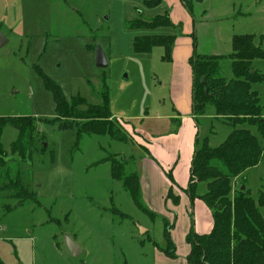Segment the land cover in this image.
<instances>
[{
  "label": "rangeland",
  "instance_id": "rangeland-1",
  "mask_svg": "<svg viewBox=\"0 0 264 264\" xmlns=\"http://www.w3.org/2000/svg\"><path fill=\"white\" fill-rule=\"evenodd\" d=\"M177 1L195 15V34L199 28V48L205 55H231V34L254 37L264 51V0H188L187 5ZM222 7L223 18L217 13ZM165 10L164 4L147 8L142 0H0V31L9 41L0 49V117L35 120L33 158L28 153L24 160L19 155L8 158L10 165L33 173L28 182L35 197L21 206L16 200L0 199V264H160L167 248L165 220L147 215L135 204L123 182L114 178L112 160L128 173L141 172L143 162L138 158L145 151L135 150L131 134L136 132L128 129L131 134H126L124 126L133 129L148 115L155 120L173 114L170 99L180 90L173 64L163 59L162 47L136 54L135 41L145 36L182 35V28L129 27L133 21H147ZM240 10L244 14L237 16ZM98 49L106 55V68L96 66ZM250 68L261 78L251 87L259 95L264 116V60H254ZM176 69L182 78L183 67ZM218 76L233 79L230 58L220 61ZM44 78L61 88L67 102L78 97L72 103L80 105L76 113L66 112L62 121L57 120L54 95ZM106 91L115 127L123 134L126 130L128 143L82 129L88 106H101ZM215 114L209 106L198 119L199 147L209 139V147L216 148L233 131L217 121ZM150 123L156 121L145 120L146 125ZM251 130L264 150V139L255 128ZM1 136L10 153L20 133L5 127ZM241 187L248 188L254 199L264 191V156L258 168L233 184L231 199ZM206 190L202 183L196 193ZM261 212L264 216V208ZM195 222L197 214L190 213L177 226L170 225L176 258L169 259H177L184 245L189 248L186 238ZM184 225L190 229L182 241ZM68 240L77 245L80 256H73Z\"/></svg>",
  "mask_w": 264,
  "mask_h": 264
},
{
  "label": "trees",
  "instance_id": "trees-1",
  "mask_svg": "<svg viewBox=\"0 0 264 264\" xmlns=\"http://www.w3.org/2000/svg\"><path fill=\"white\" fill-rule=\"evenodd\" d=\"M147 8L160 7L164 0H142ZM187 5L188 0H181ZM129 27L134 30H157L173 28L168 13L159 15L147 22L141 19L133 21ZM176 36H145L135 41V52L138 55L150 54L153 49L162 47L165 50L163 59L172 61V50ZM193 53L189 59L192 70V112L198 127V119L212 106L216 112L217 121L227 123L232 127V133L218 147H209V139H205L202 147H197L191 163V181L185 193L193 205L196 199H201L212 210L214 226L206 235H198L193 228L189 231L186 241L190 246L187 256L188 264H264V191L254 199L248 188L242 187L235 192L233 199V184L250 169L261 165L264 150L258 138L252 133L255 128L264 139V116L259 95L252 90V83H260L261 78L252 71L250 65L254 60H264V51L249 35L234 36L232 40L233 53L229 56H206L198 53L197 39L192 33ZM223 58L232 60L233 79L226 80L218 76L219 63ZM37 71L40 72L38 69ZM41 73V72H40ZM45 83L54 95L57 120L66 112L76 113L80 105L67 102L61 88L47 78ZM80 98V97H79ZM101 106H88L85 113L87 121L84 132L88 134L109 135L114 141L128 143L124 134L117 130L115 121L109 109V91L104 92ZM97 111L98 115L92 112ZM34 121V122H33ZM24 123V124H23ZM32 123V124H31ZM35 120L32 117H0V199L16 200L19 206L35 197L30 187L29 178L33 173L28 169H20L8 163V158L19 155L22 160L28 153L33 158ZM5 127L16 129L20 133L18 141L11 145V151L6 152L1 143V134ZM200 133L197 136L199 146ZM22 167V165H19ZM15 168H18L15 170ZM112 174L115 179L123 182L135 204L147 215H155L148 211L142 203L139 178L135 173H128L124 167L112 160ZM206 184V193L199 196L197 187ZM168 199L174 204L179 198L169 192ZM12 211L10 206H5ZM164 237L167 248L164 253L169 258H176V247L171 239L170 224L164 222Z\"/></svg>",
  "mask_w": 264,
  "mask_h": 264
},
{
  "label": "crops",
  "instance_id": "crops-1",
  "mask_svg": "<svg viewBox=\"0 0 264 264\" xmlns=\"http://www.w3.org/2000/svg\"><path fill=\"white\" fill-rule=\"evenodd\" d=\"M197 1L202 2L203 0ZM163 4L166 7L164 13L169 14L173 28L161 29H170L171 31L172 29L182 28V35L175 33L164 34V36L172 35L177 37L172 50L171 63L176 71L175 77L178 78L177 85L180 90L175 95H172L170 99L174 105L172 108L173 114L157 116L155 120H151L150 115H148L140 121L139 126L135 125L137 127L134 126L135 128L133 129L130 125L123 126L127 130L126 134H131L128 129L136 132V135L131 134L136 143L135 150L137 147H140L145 151V155L138 158L139 161L141 160L143 162V166L140 167L142 171L137 173V175L140 183L142 203L144 202L143 205H145L146 209L155 215L154 218H163L170 225L174 223L175 226L181 220L183 222L185 217L188 218L190 213L193 216L196 213L197 223L195 222L194 224V231L198 235H206L212 231L214 226L213 212L201 199H196L192 205L190 198L185 193L191 181L190 168L195 150L199 147L197 146V136L200 133L194 115L192 114V105L189 106V95L190 93L192 95V81L190 68L187 63L194 50L192 33H195V15L189 12L187 13L177 0H165ZM224 8L218 9L217 12L221 18L226 16L223 10ZM236 14L239 16L244 13L240 10ZM154 18H150L147 21H151ZM196 34L197 50L200 54L205 55V53L200 52L199 48L201 43L199 28ZM234 36L236 35L231 34V39L229 38L231 43ZM177 67H183L184 79L183 77L180 78V74L176 69ZM112 118L113 120L115 119L113 114ZM146 119L149 122L156 121V123L146 125ZM237 179L234 184H236ZM170 191L173 192L174 196L179 198L177 205L168 199ZM203 195L199 194V196ZM189 229V225H184L181 235L182 241H184V235ZM173 237H175V232H173ZM182 250L183 253L180 251L177 252L178 258L175 260L169 259L164 251L161 250L163 252H160L162 255L160 264H188L187 256L190 252V246L188 248L184 245Z\"/></svg>",
  "mask_w": 264,
  "mask_h": 264
},
{
  "label": "water",
  "instance_id": "water-1",
  "mask_svg": "<svg viewBox=\"0 0 264 264\" xmlns=\"http://www.w3.org/2000/svg\"><path fill=\"white\" fill-rule=\"evenodd\" d=\"M8 43H9L8 39L0 31V49L4 48ZM96 66L99 69H103V68L108 67L106 55L104 54V52L101 49H98L97 54H96ZM242 189L244 190L245 187H243ZM68 247H69V249H70V251L74 257L80 256V254H81L80 249L71 240H68Z\"/></svg>",
  "mask_w": 264,
  "mask_h": 264
}]
</instances>
